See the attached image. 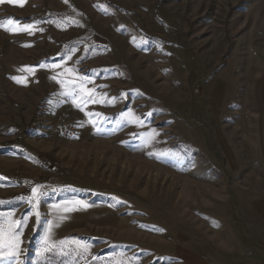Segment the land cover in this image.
<instances>
[{
  "label": "rangeland",
  "instance_id": "rangeland-1",
  "mask_svg": "<svg viewBox=\"0 0 264 264\" xmlns=\"http://www.w3.org/2000/svg\"><path fill=\"white\" fill-rule=\"evenodd\" d=\"M0 24L24 222L0 264H264V0H5Z\"/></svg>",
  "mask_w": 264,
  "mask_h": 264
},
{
  "label": "snow or ice",
  "instance_id": "snow-or-ice-1",
  "mask_svg": "<svg viewBox=\"0 0 264 264\" xmlns=\"http://www.w3.org/2000/svg\"><path fill=\"white\" fill-rule=\"evenodd\" d=\"M5 0H0V3H4ZM8 3L13 5H18L20 7H23L26 0H7ZM67 2V0H65ZM8 25H14L15 22L13 20L7 21ZM0 26H4L3 24H0ZM33 25H24L23 28H5V30L9 31H28L29 34H32L30 29H32ZM18 71L24 72L28 71L31 72V69H18ZM66 72L71 73V69H65ZM13 79L16 80L17 83H26V80L23 78H17L13 77ZM55 79V77H53ZM60 84H64L63 80L58 81ZM81 90L83 91V87L81 86ZM0 179H4L3 177H0ZM38 196V190L36 188L32 189V198L29 200V203H33L35 199ZM88 205H83V207H87ZM65 211H68V209H65ZM17 225L20 227L24 226L23 221H16L11 219V215L9 214L8 217L0 216V259H7L17 256V252L19 249V245L22 242L19 237L21 235V232L17 229ZM61 244L66 243V241H61ZM73 243H76L79 247H82L85 252L88 251V248L86 245H79L78 241H73ZM54 245L50 244L47 240V238L44 241V247L41 249V252H49L53 250ZM17 264H19V261H17Z\"/></svg>",
  "mask_w": 264,
  "mask_h": 264
},
{
  "label": "built area",
  "instance_id": "built-area-1",
  "mask_svg": "<svg viewBox=\"0 0 264 264\" xmlns=\"http://www.w3.org/2000/svg\"><path fill=\"white\" fill-rule=\"evenodd\" d=\"M42 164H44V163H42ZM43 166V165H42ZM18 173V172H17Z\"/></svg>",
  "mask_w": 264,
  "mask_h": 264
}]
</instances>
